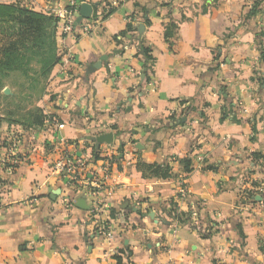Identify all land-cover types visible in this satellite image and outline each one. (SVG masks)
<instances>
[{"label": "crops", "instance_id": "1", "mask_svg": "<svg viewBox=\"0 0 264 264\" xmlns=\"http://www.w3.org/2000/svg\"><path fill=\"white\" fill-rule=\"evenodd\" d=\"M69 1L0 5L55 17ZM110 1L112 14L78 39L58 27L46 86L21 71L0 77V93L25 95L21 115L0 107V264H264V164L250 159L264 155V0ZM89 2L101 13L104 0ZM132 14L148 21L151 72L136 44L114 40ZM104 133L121 150L108 178L86 143ZM65 143L98 179L76 194L51 168ZM162 165L168 178L149 169ZM181 184L200 203L196 230L164 214L172 199L188 211L175 198Z\"/></svg>", "mask_w": 264, "mask_h": 264}, {"label": "trees", "instance_id": "2", "mask_svg": "<svg viewBox=\"0 0 264 264\" xmlns=\"http://www.w3.org/2000/svg\"><path fill=\"white\" fill-rule=\"evenodd\" d=\"M80 1H86V0H80ZM104 6L102 9V20L106 19L109 15L112 14L114 11V8L110 7L111 1L110 0H104ZM100 4V3H99ZM95 4L94 7H97ZM1 7H4L6 9H11L15 10V13L17 14V17H15V28L12 33L8 32H3L1 37H0V42L1 47H0V54L2 60L4 59H9L7 63H4L5 65V70L4 73L7 71H20V69L17 68H11V60L14 57V54L18 51L16 49V46L19 44V46L23 47L26 46V44L30 41H33L36 45L37 51H42L44 52V48L46 45V41L50 40L48 44L52 45V47L56 51V31L59 27L58 25V19L56 17H51V16H46L40 13H36L31 11L29 8L21 5L20 3H14L11 5H0ZM127 24H126V29L124 32L120 33L118 36L114 38L116 42H119L121 40H125L126 42L130 44H136V49L135 53L136 55H141L144 58V63L146 65V71L151 72V68L153 65V59L150 56V48L146 41H144L142 34L139 33L138 27L140 25H147L148 21L143 20L142 17H137V15L132 14L127 17ZM173 30V27H166V37H170L171 31ZM62 37H65L62 35ZM119 53H122V51H116ZM6 59V60H7ZM264 60V50H260V61ZM59 62V58L57 55L53 57V66ZM10 64V65H7ZM3 65V63H2ZM3 65V66H4ZM42 117L40 116L39 121L41 120ZM86 143H90L86 141ZM121 153V150L119 151ZM118 153V154H119ZM92 157L93 159L97 160L98 159V153L96 150L93 148L92 149ZM250 159L251 162L254 166L258 164H264V155L259 154V153H252L250 154ZM117 160V156L115 157V161ZM185 171L186 173L189 172L188 169V162L185 163ZM150 171L154 175H159L162 178H168L169 177V170L170 168L168 165H162V166H152L149 167ZM255 195H250L251 200H253ZM176 199L178 198V195L175 197ZM165 215L168 218L173 219L174 221L177 222V225H187L191 229L196 230V228L192 225L193 219L191 218V211L188 209L187 212L183 213L178 211V206H177V201L175 199H172L169 203V209L164 211ZM179 215L183 218V220L179 219ZM197 221H199L197 219ZM173 222V221H172ZM210 227L206 228L207 230H210L213 223H210ZM199 226H202L201 223L199 222ZM198 231V230H197ZM199 232V231H198ZM200 233V232H199ZM202 237L209 236L204 235V233H200ZM262 251H264V248H262Z\"/></svg>", "mask_w": 264, "mask_h": 264}, {"label": "built area", "instance_id": "3", "mask_svg": "<svg viewBox=\"0 0 264 264\" xmlns=\"http://www.w3.org/2000/svg\"><path fill=\"white\" fill-rule=\"evenodd\" d=\"M113 2V1H112ZM111 2V3H112ZM82 4H90L89 0L80 1V0H70L67 8H65L62 12L59 11L55 16L58 19V24L60 27L61 35L65 37L70 36L74 39H78L81 35L89 33L91 25L99 24L102 21V11L97 14L92 10V13L87 20H82L81 23L77 26L74 25L75 15L78 13L79 7ZM91 5V4H90ZM93 7V6H92ZM54 127L53 123L50 121L46 122V126L49 129L50 126ZM92 145V149L95 147ZM78 144L76 143H65L64 150L58 153L57 158L51 163L52 170L57 173L63 184L71 189L75 194L80 190V185L83 181L89 183H96L98 181L96 173L94 171H88L84 173V169L87 164L86 157L81 153L80 155L76 154L75 151L78 148ZM100 147V146H99ZM98 154L102 155V159L104 161V166L102 168L103 178H108L110 176V169L112 164L115 162V157L118 153L114 152L111 145H103L101 150L95 149ZM99 157V156H98ZM5 163V161H4ZM9 168H15L18 165V161L9 160ZM97 185V184H96ZM1 187V185H0ZM89 198H91V213L94 214L97 212L99 208L98 202L95 201L96 192L95 189L91 188L88 190ZM178 198L180 201H187L189 203V210L191 211V218L193 219L192 225L194 227H198V209L200 207V203L193 201L190 202L188 194L186 192L185 185L181 184L177 191ZM70 200L64 198L65 207L68 206ZM177 225V224H176ZM96 235L100 237L102 240L107 239L109 237V233H107L105 227H100L96 231Z\"/></svg>", "mask_w": 264, "mask_h": 264}, {"label": "rangeland", "instance_id": "4", "mask_svg": "<svg viewBox=\"0 0 264 264\" xmlns=\"http://www.w3.org/2000/svg\"><path fill=\"white\" fill-rule=\"evenodd\" d=\"M15 17H17L15 10H9L0 6V37L3 32H13L15 28ZM49 41L50 40L46 41L44 52L37 51L35 46L36 44L33 43V41H30L29 44L27 43L25 47H23V44L22 46H19L18 44L16 46L18 51L14 54V57L11 60V65H7L12 66L11 68L20 69V71L23 73L30 74L29 79L35 81L36 84L38 83L43 87L46 86L50 71L53 67V57L56 55L55 49L52 47V45L48 44ZM1 44L2 43L0 42V47ZM1 59L2 57L0 54V60ZM6 59L0 61V77L6 69L4 63H7L10 58L7 60ZM32 74L36 76H31ZM24 100L25 95H20L19 97L14 95L12 99H9L6 94L0 93V107L5 105L4 109L7 108L8 111H14L18 115L22 114V109L25 107ZM32 115L40 118L38 112H34Z\"/></svg>", "mask_w": 264, "mask_h": 264}, {"label": "water", "instance_id": "5", "mask_svg": "<svg viewBox=\"0 0 264 264\" xmlns=\"http://www.w3.org/2000/svg\"><path fill=\"white\" fill-rule=\"evenodd\" d=\"M93 7L90 4H82L79 7L78 13L75 15L74 25L77 26L81 23L82 20L89 19L92 13ZM144 27L142 25L139 26L138 31L141 33ZM106 60V57H101L100 60L88 68L89 72H93L101 67V63ZM86 141L93 143L95 149H98L100 145H111L112 144V134L111 133H104L93 137L86 138ZM55 195V194H54ZM54 198V196H53ZM257 200H260L257 198ZM80 203V207L83 209H87L84 204V200L80 199L78 201Z\"/></svg>", "mask_w": 264, "mask_h": 264}]
</instances>
